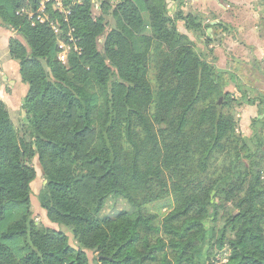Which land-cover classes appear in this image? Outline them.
I'll use <instances>...</instances> for the list:
<instances>
[{
  "label": "trees",
  "instance_id": "obj_1",
  "mask_svg": "<svg viewBox=\"0 0 264 264\" xmlns=\"http://www.w3.org/2000/svg\"><path fill=\"white\" fill-rule=\"evenodd\" d=\"M80 1L65 0L67 23L49 8L53 31L16 15L36 0H0L28 86L21 128L0 100V264H264V98L225 91L229 73L177 29L202 38L197 16ZM69 29L81 54L63 65ZM243 104L257 106L249 137L223 113ZM34 158L60 230L34 222ZM109 197L130 211L101 217Z\"/></svg>",
  "mask_w": 264,
  "mask_h": 264
},
{
  "label": "crops",
  "instance_id": "obj_2",
  "mask_svg": "<svg viewBox=\"0 0 264 264\" xmlns=\"http://www.w3.org/2000/svg\"><path fill=\"white\" fill-rule=\"evenodd\" d=\"M97 1L93 0L96 10ZM166 1L170 16L181 12L184 16H197L202 22V38L187 32L183 22L177 23L178 31L196 44L197 51L213 59L218 70L242 76V85L264 98V0ZM13 38L12 30L0 26V100L12 121L22 115L20 109L28 88L21 82L18 63L9 56V42ZM232 87L235 85L229 80L225 88ZM243 105L246 107L241 112L253 109L254 117L257 116V106Z\"/></svg>",
  "mask_w": 264,
  "mask_h": 264
},
{
  "label": "rangeland",
  "instance_id": "obj_3",
  "mask_svg": "<svg viewBox=\"0 0 264 264\" xmlns=\"http://www.w3.org/2000/svg\"><path fill=\"white\" fill-rule=\"evenodd\" d=\"M96 11H98V10H96ZM207 59H208V57H207ZM225 77L227 79H230V81L233 82L235 85V88H233V87L230 89L225 88L226 90H230V92H234L233 94H237L238 96L239 95L242 96V94H243V96H245L244 93L246 91L252 97H254V98L257 97V95L253 89L245 88V86L242 85V81L240 80V78H242V76L234 75L233 73H229ZM238 98H240V97H238ZM242 100H243V97H242ZM243 106L244 105H242L241 107L234 106L233 108H225L223 110V113L227 114V115H232L238 123V132L240 134H242L243 136L249 137L251 135V132H250V128H248V127L250 126L249 122H250L251 118H249L248 116L253 115V117H254L256 115V113L253 111V109H251L247 113L241 112V109L246 107V106L245 107H243ZM21 117H22V115H20L18 119L15 118L12 121L13 124L15 125V127H17L18 125L20 127L19 123L22 121ZM32 165L36 171V179L31 184V190H32L31 204H32L33 211H34V215H33L34 222L38 225H43V226H47V227H50V228L55 229V230H60L61 229L60 227L53 225L47 221L45 214H44V211L39 208L38 201H37V195L43 186V179L41 176V169H40V166L38 164L37 158H34L32 160ZM161 205H162V203L155 204L154 207L158 209L161 207ZM125 211H130V207L128 206V204L123 199L109 197L106 200L105 206H104L100 216L101 217H107V216L115 217L118 214L125 212ZM166 212H167V210H164V209L158 210V213L161 215L165 214ZM71 244H72V242H71ZM226 254L227 253L224 250L222 253L219 254L218 258H224L226 256ZM87 256L90 260H92V258L94 257V254L92 252H87Z\"/></svg>",
  "mask_w": 264,
  "mask_h": 264
},
{
  "label": "built area",
  "instance_id": "obj_4",
  "mask_svg": "<svg viewBox=\"0 0 264 264\" xmlns=\"http://www.w3.org/2000/svg\"><path fill=\"white\" fill-rule=\"evenodd\" d=\"M75 3H81L80 0H74ZM49 8L52 12L59 14L63 21L67 23L69 10L65 4V0H36L35 6L22 7L16 12L17 16L25 17L30 26L36 24L47 25L53 31H56V23L51 19ZM73 29H69L65 36L59 39L57 43L58 54L57 60L61 64H66L67 56L73 52L77 55L81 54V48L77 45V40L72 35Z\"/></svg>",
  "mask_w": 264,
  "mask_h": 264
},
{
  "label": "water",
  "instance_id": "obj_5",
  "mask_svg": "<svg viewBox=\"0 0 264 264\" xmlns=\"http://www.w3.org/2000/svg\"><path fill=\"white\" fill-rule=\"evenodd\" d=\"M20 158L23 159V155L22 154H21Z\"/></svg>",
  "mask_w": 264,
  "mask_h": 264
}]
</instances>
